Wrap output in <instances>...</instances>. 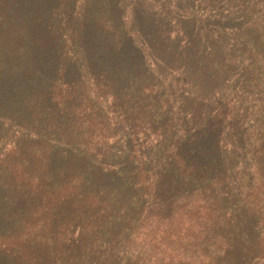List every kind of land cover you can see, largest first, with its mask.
Returning a JSON list of instances; mask_svg holds the SVG:
<instances>
[{
    "label": "trees",
    "instance_id": "trees-1",
    "mask_svg": "<svg viewBox=\"0 0 264 264\" xmlns=\"http://www.w3.org/2000/svg\"><path fill=\"white\" fill-rule=\"evenodd\" d=\"M0 264H264V0H0Z\"/></svg>",
    "mask_w": 264,
    "mask_h": 264
}]
</instances>
